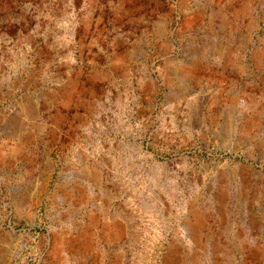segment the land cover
<instances>
[{
  "label": "rangeland",
  "instance_id": "374dc122",
  "mask_svg": "<svg viewBox=\"0 0 264 264\" xmlns=\"http://www.w3.org/2000/svg\"><path fill=\"white\" fill-rule=\"evenodd\" d=\"M0 264H264V0H0Z\"/></svg>",
  "mask_w": 264,
  "mask_h": 264
}]
</instances>
